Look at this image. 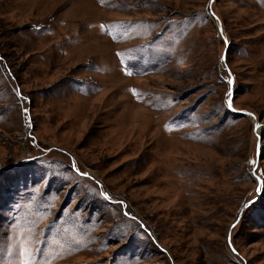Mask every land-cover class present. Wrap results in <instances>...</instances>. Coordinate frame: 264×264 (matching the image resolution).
<instances>
[{
	"label": "rangeland",
	"instance_id": "374dc122",
	"mask_svg": "<svg viewBox=\"0 0 264 264\" xmlns=\"http://www.w3.org/2000/svg\"><path fill=\"white\" fill-rule=\"evenodd\" d=\"M24 253L264 264V0H0V264Z\"/></svg>",
	"mask_w": 264,
	"mask_h": 264
},
{
	"label": "snow or ice",
	"instance_id": "6c2138e0",
	"mask_svg": "<svg viewBox=\"0 0 264 264\" xmlns=\"http://www.w3.org/2000/svg\"><path fill=\"white\" fill-rule=\"evenodd\" d=\"M105 0H101V3H104ZM117 55H120L119 53H117ZM127 75H132V72L131 71H127L126 72ZM229 85L232 84V81L229 80L228 81ZM133 94L136 95V91L135 90H132ZM19 95V92L17 93ZM228 104H229V107H231V93H229V101H228ZM74 168H75V165H74ZM22 255H27V259H24L21 261V264H39V262H36V261H33L31 259V253H24ZM44 264H48V262H44Z\"/></svg>",
	"mask_w": 264,
	"mask_h": 264
},
{
	"label": "water",
	"instance_id": "95a60500",
	"mask_svg": "<svg viewBox=\"0 0 264 264\" xmlns=\"http://www.w3.org/2000/svg\"><path fill=\"white\" fill-rule=\"evenodd\" d=\"M241 115L246 116V117H251V119L256 123L255 117L251 113H249V112H241Z\"/></svg>",
	"mask_w": 264,
	"mask_h": 264
}]
</instances>
